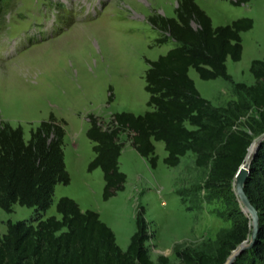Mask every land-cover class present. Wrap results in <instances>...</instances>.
Segmentation results:
<instances>
[{"label":"trees","instance_id":"16d2710c","mask_svg":"<svg viewBox=\"0 0 264 264\" xmlns=\"http://www.w3.org/2000/svg\"><path fill=\"white\" fill-rule=\"evenodd\" d=\"M250 0H230L242 5ZM174 16L153 14L148 22L161 32L155 44L173 40L175 45L155 60L145 59L144 89L149 107L142 113L117 110L108 120L94 112L85 117L86 136L95 155L87 171L100 167L106 200L124 188L126 173L118 157L126 132L131 144L150 165L157 164L154 140H162L163 162L175 166L188 150L194 163L207 167L203 186L223 198L231 226L220 237L213 253L181 248L175 251L181 264H224L231 251L251 233L250 217L241 209L233 189V177L243 161L254 134L264 131V59H252L249 71L254 82H235L237 98L225 106L213 105L190 78L193 68L200 79L232 81L226 60L239 61L241 33L253 27V19L238 17L213 26L210 16L195 0H178ZM114 98L108 87L107 103ZM255 112V113H254ZM66 120L49 111L24 137L21 124L0 119V207L11 211L14 203L33 207L27 218L7 219L0 233V264H168L165 255L150 258L147 240L153 229L139 204L135 229L125 248L99 213L82 210L78 202L61 195L54 214L43 216L53 201L57 183L67 184L70 175L64 160ZM245 191L259 212V228L250 247L231 264H264V138L249 164Z\"/></svg>","mask_w":264,"mask_h":264},{"label":"rangeland","instance_id":"374dc122","mask_svg":"<svg viewBox=\"0 0 264 264\" xmlns=\"http://www.w3.org/2000/svg\"><path fill=\"white\" fill-rule=\"evenodd\" d=\"M177 1L0 0V119L6 120L7 116L18 121L28 138L30 128L47 117L49 111L64 118L63 150L68 156L75 141L79 148H74L70 157L73 171L66 168L69 183H57L53 196L73 192L98 205L99 215H105L114 225L121 246H127V234L135 229L134 207L137 210L143 204L149 227L154 231L146 242L149 256L156 263L159 255H165L168 264H181L175 251L185 247L213 253L231 226L223 198L203 186L207 167L194 163L196 154L191 150L181 156L177 165L165 164L160 155L163 141L156 140L159 160L152 172L140 158L134 161L136 169L145 171L154 183L134 187L133 191L127 186L125 192L118 190L116 197L104 200L100 177L90 175L87 165H83L88 147L92 149L86 127L82 137L75 131L81 124H89L85 117L88 112L106 121L113 111L127 110V106L133 110L146 108L145 59L155 60L175 45L171 39L155 44L161 32L147 18L153 14L174 16ZM195 2L209 12L216 25L242 16L253 19V27L241 33V59L227 61L231 82L200 79L190 68L195 73L194 80L190 78L200 93L213 105L225 106L237 98L235 82H254L249 71L251 60L264 59V0H250L242 5H233L230 0ZM109 85L114 98L107 103ZM128 138L126 132L120 134L122 142ZM87 180L92 188L88 193L84 185ZM32 210L33 207L19 203H14L11 211L0 207V225L5 228L7 219L27 218ZM50 214L60 217L53 201L43 216Z\"/></svg>","mask_w":264,"mask_h":264},{"label":"crops","instance_id":"0c3cea01","mask_svg":"<svg viewBox=\"0 0 264 264\" xmlns=\"http://www.w3.org/2000/svg\"><path fill=\"white\" fill-rule=\"evenodd\" d=\"M199 5H200V7L202 8V9H204L205 10V12L211 17V15L209 14V12L200 4V3H198ZM211 21H212V24H213V26H216V24H215V22L213 21V19H212V17H211ZM170 49V48H169ZM162 54H164V53H162ZM154 60V59H153ZM229 60V57L227 58V60H226V64L228 63L227 61ZM188 74H189V76L191 77V78H193V80H194V77H195V73L194 72H190V69H189V71H188ZM125 109H129V110H133V107H132V109H131V107L130 108H128V106L125 108ZM145 109H147V106H146V108ZM144 109V110H145ZM144 110H133L135 113H142ZM6 118V120H8V122H10L12 125H16L17 123H18V121H16V120H12V119H10L9 117H5ZM44 118V117H43ZM42 119V118H41ZM84 127H86L85 128V130L84 131H86V129H87V127H88V125L86 126L85 124L83 125V124H81V126H80V129H78L77 131H75V133L76 134H79L80 136H81V133H82V129L84 128ZM65 137H66V133H65V136H64V140H65ZM82 137V136H81ZM77 139V138H76ZM81 139V138H80ZM75 142H77V141H75ZM75 142H72L73 144H72V147H71V151H69V155L67 156L66 155V152H65V148H64V159H65V164H66V168L68 169V170H70V171H73V169H74V165L70 162V157L72 156V153H74V148L76 149V148H79V146H78V143L79 142H77V146H76V143ZM92 142V141H91ZM153 143H154V152H155V154H157V156H158V158H157V163H158V160H159V154L158 153H156V144H157V142H156V140H154L153 141ZM93 144V142L91 143V145ZM162 144V143H161ZM90 145V146H91ZM160 145V144H159ZM163 145V144H162ZM162 145H160L161 147V149H160V155H161V158L163 159V157L166 155V150L164 149V148H162ZM90 148V149H89ZM77 150H80V149H77ZM94 155H95V151L94 150H92L91 149V147H88V150H87V154H86V156H85V159H84V163H83V165H84V167H85V165H87V163H88V161L91 159V158H93L94 157ZM138 158H140L144 163H145V167H147L148 169H150V172H152L151 171V169H152V166L150 165V163H149V161H148V159H147V157H145V156H143V155H141L136 149H135V147L131 144V140L128 138L127 140H125V141H123V144H122V147H121V149H120V154H119V157H118V161H119V168L122 170V171H124L125 173H126V181H125V184H124V189L123 190H121L120 192H125V190H126V187L127 186H131V190L133 191L134 190V187H135V189H138V187H140L141 185H147L148 183H154V182H152L151 181V179H150V177L147 175V173L145 172V171H143V170H137L136 168H137V164L135 165L134 164V161H138ZM160 158V159H161ZM89 173H91L90 175H92V173L94 174H97L99 177H100V187H102V185H103V183H104V179H103V172H102V170H101V168L100 167H95L92 171H90ZM84 185L86 186V187H88L87 189H85V191L87 192V191H92V188H91V183L87 180V181H84ZM64 193H68V196H70V197H72V198H74L77 202H78V204H79V206H80V208L82 209V210H85L86 208H91V209H94V210H96L97 212H100L99 211V207H98V205H95V204H92V203H90V202H87V201H85L84 199H83V197L80 195V194H78V193H73V192H64ZM88 193V192H87ZM133 193V192H132ZM61 195H63V194H61L60 192H58V193H55V197L53 196V203L55 204V202H56V200L58 199V197L59 196H61ZM117 195H114V197H116ZM96 206V207H95ZM133 214H134V219H135V214H136V209H135V207H134V209H133ZM59 215V214H58ZM58 215L56 214V216L58 217ZM4 216V215H3ZM100 216V218L102 219V220H104L109 226H111V228L114 230V232H115V237H116V231H115V228H114V225L112 224V223H110L106 218H105V215H102V214H100L99 215ZM3 219V218H2ZM1 220V219H0ZM0 229L2 230V233L3 232H5V230H6V227L4 228V226H2V225H0ZM132 233H129V234H127V235H131ZM124 235H126V234H124ZM129 238H130V236H129ZM129 238H128V240H129ZM116 242L118 243V241L116 240ZM126 243H128V242H126ZM119 244V243H118ZM119 246H121L120 244H119ZM126 247V245L125 246H121V248H125Z\"/></svg>","mask_w":264,"mask_h":264},{"label":"water","instance_id":"95a60500","mask_svg":"<svg viewBox=\"0 0 264 264\" xmlns=\"http://www.w3.org/2000/svg\"><path fill=\"white\" fill-rule=\"evenodd\" d=\"M264 138V131L256 135L250 145L247 148L246 155L236 170L233 177V189L236 194V197L239 201L241 209L246 213L247 216L250 217L251 221V233L247 239L238 244L228 256L226 262L224 264H231V262L235 259L236 255L243 251L245 248L250 247L257 235V231L259 228V212L256 206L251 202L249 196L245 191V181L247 174L249 172V164L257 147L259 146L261 140Z\"/></svg>","mask_w":264,"mask_h":264}]
</instances>
